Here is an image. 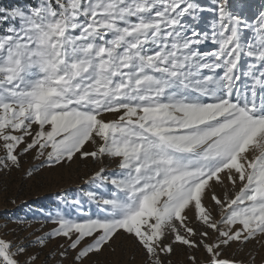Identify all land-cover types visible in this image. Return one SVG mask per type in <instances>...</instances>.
Wrapping results in <instances>:
<instances>
[{
	"label": "snow or ice",
	"instance_id": "1",
	"mask_svg": "<svg viewBox=\"0 0 264 264\" xmlns=\"http://www.w3.org/2000/svg\"><path fill=\"white\" fill-rule=\"evenodd\" d=\"M28 154L29 176L101 166L56 194L50 231L0 236V264H96L121 241L140 264H264V0L0 8V171Z\"/></svg>",
	"mask_w": 264,
	"mask_h": 264
},
{
	"label": "rangeland",
	"instance_id": "2",
	"mask_svg": "<svg viewBox=\"0 0 264 264\" xmlns=\"http://www.w3.org/2000/svg\"><path fill=\"white\" fill-rule=\"evenodd\" d=\"M25 0H0V8H11L24 3ZM208 3L209 0H202ZM256 5L261 0H252ZM92 145H86L85 150H91ZM40 161L34 160L32 154H28L21 159V168L12 169L10 172L0 171V236L5 239H13L25 236L29 232L41 235L50 231L56 225L51 222H44L48 213L55 212L57 205L63 211L68 209L60 204L56 194L62 191L75 193L78 187H83V180L98 170L101 166L99 161L90 158L81 159L78 155L70 163L59 166L44 167L27 175L28 169L38 165ZM109 171L115 165L108 161L104 162ZM15 201V203H13ZM43 209V212H41ZM36 219H33V218ZM17 218L26 219L30 226L23 228L16 223ZM9 229H16L15 232ZM63 241H53L50 246ZM232 249H227L225 254H231ZM130 241H121L116 247V251L105 249L98 257H95L96 264H140L142 256L139 252L132 258ZM260 257H257L259 261ZM174 264H183L184 252L176 249V255L172 257Z\"/></svg>",
	"mask_w": 264,
	"mask_h": 264
}]
</instances>
